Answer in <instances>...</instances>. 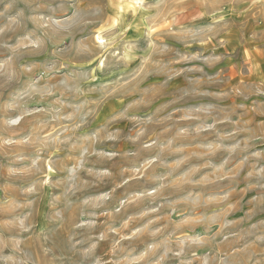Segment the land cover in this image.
Here are the masks:
<instances>
[{
	"label": "rangeland",
	"instance_id": "rangeland-1",
	"mask_svg": "<svg viewBox=\"0 0 264 264\" xmlns=\"http://www.w3.org/2000/svg\"><path fill=\"white\" fill-rule=\"evenodd\" d=\"M0 264H264V0H0Z\"/></svg>",
	"mask_w": 264,
	"mask_h": 264
}]
</instances>
